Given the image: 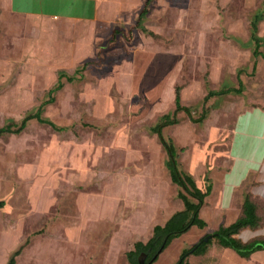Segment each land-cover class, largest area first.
Segmentation results:
<instances>
[{"label":"rangeland","instance_id":"rangeland-1","mask_svg":"<svg viewBox=\"0 0 264 264\" xmlns=\"http://www.w3.org/2000/svg\"><path fill=\"white\" fill-rule=\"evenodd\" d=\"M262 2L153 0L143 23L155 36L134 29L130 42L123 33L144 0H98V19L89 24L3 17L0 126L19 123L46 101L61 73L77 78H63L42 112L66 130L31 120L19 134L0 137L7 202L0 210V264L25 242L15 264H129L134 243L183 207L164 149L149 130L174 110L175 87L191 114L178 112L163 135L184 148L180 166L202 188L208 169L226 164L236 115L262 99L264 59L247 43ZM114 29L116 41L95 55V43L105 40L101 48ZM258 35L264 37V18ZM84 62L91 64L78 74ZM239 81L241 94L204 99ZM203 112L201 122L193 120ZM192 242L175 239L167 247L177 243L174 256L162 264H174Z\"/></svg>","mask_w":264,"mask_h":264},{"label":"crops","instance_id":"crops-1","mask_svg":"<svg viewBox=\"0 0 264 264\" xmlns=\"http://www.w3.org/2000/svg\"><path fill=\"white\" fill-rule=\"evenodd\" d=\"M9 14L35 21L89 24L98 19V0H0V22L3 17ZM102 41L105 40H98L95 43V55L97 44ZM194 181L200 189H204L208 183L210 184V192L204 198L199 210V217L205 221L206 226L204 228L192 226L188 231L171 241L179 238L181 244L184 241H193L191 244H183L179 255L183 248L197 244L203 237L212 234L220 225L233 223L241 215L245 193H249L251 200L256 204L260 226L255 229L243 228L234 236L243 242L264 237V92L260 101L245 107L234 118L226 164L208 169L204 176L203 188L200 181L195 179ZM5 193L0 187V197H3L0 198L1 200L5 201L3 196ZM6 204L5 201L4 207ZM28 214L26 213V215ZM202 234L204 235L198 241H194ZM150 236L145 241H140L146 242ZM176 245L177 243L170 248L167 246L150 264H162L168 257H173ZM161 257L162 260H160ZM187 260L192 264H264V250H257L245 258L233 249L222 247L217 243L213 244L212 241L204 254H191Z\"/></svg>","mask_w":264,"mask_h":264},{"label":"trees","instance_id":"trees-1","mask_svg":"<svg viewBox=\"0 0 264 264\" xmlns=\"http://www.w3.org/2000/svg\"><path fill=\"white\" fill-rule=\"evenodd\" d=\"M153 0H145L143 6L141 7L135 24L131 25L125 30L123 36L126 41L130 42L133 38V30L139 29L143 33H147L151 36H155L154 33L147 30L143 21L147 13L150 10V4ZM264 18V0L262 2L261 9L254 13L250 21V37L248 39V44L253 45L252 54L254 57L261 56L264 58V52L259 50L261 46H264V37L258 35V23ZM120 33L118 29H114L107 41L101 48H97L98 56H101V51L104 46L107 47L113 44L117 35ZM91 62H85L76 68V72L82 74V70L85 69ZM63 78L66 81H73L77 76H68L61 73L55 82V85L48 90V99L41 103L34 111L26 113L19 123H16L13 119H7L6 122L0 126V137L8 134H19L23 131L27 124L31 120H35L38 123L44 124L56 131H64L67 127H57L51 120L42 116L44 106L54 101V93L63 87ZM243 90V83L239 81L238 87L227 86L220 88L218 90H212L207 93L204 99L210 96H222L226 94H241ZM184 111L188 116L191 114V108L181 104L180 99V87L176 86L174 90V110L172 112H167L162 114L157 122L150 127V132L155 134L164 149L166 154L165 167L168 171L170 180L175 184L179 191L177 192V197L182 201L183 208L175 211L163 224H156L153 226L152 234L146 242L136 241L133 245V249L126 252V258L129 264H137V256L140 252L147 253L146 262H154L157 257L156 255L158 249L165 241L164 249L170 244V242L185 233L192 226H197L198 228H204L206 223L199 217V210L204 202V198L210 192V184L208 183L204 189H200L196 186L193 177L185 172L179 162L180 152L184 148H177L170 138L163 135V130L171 125L178 122L177 113ZM206 116L203 112L199 118L193 119L196 122H201ZM5 205V201L0 199V209ZM256 204L251 200L250 194L245 193L242 203L241 215L229 225H220L213 233L212 237L207 241H199L189 247L182 249L179 258L175 264H192L187 258L189 255H201L204 254L209 246L212 244L214 239L216 243L222 247L231 248L237 254L242 257L248 258L253 252L257 250H264V237L260 239H253L247 242L241 241L239 238L235 237L243 228H258L260 226V217L256 212ZM25 242L17 250H15L9 257L7 264H15V257L22 250ZM163 249V250H164ZM158 256V255H157ZM149 263V264H150Z\"/></svg>","mask_w":264,"mask_h":264},{"label":"water","instance_id":"water-1","mask_svg":"<svg viewBox=\"0 0 264 264\" xmlns=\"http://www.w3.org/2000/svg\"><path fill=\"white\" fill-rule=\"evenodd\" d=\"M212 237V234H208L205 237L201 239L203 242H207ZM165 241L161 245V247L158 249L156 255L153 257L154 259L157 257V255L164 249ZM147 253L146 252H140L137 256V264H149L150 262H146Z\"/></svg>","mask_w":264,"mask_h":264}]
</instances>
